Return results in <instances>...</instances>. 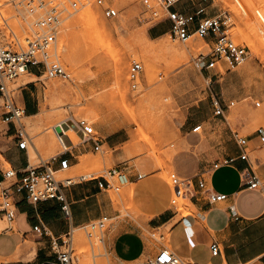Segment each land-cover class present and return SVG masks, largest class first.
Returning <instances> with one entry per match:
<instances>
[{
  "label": "rangeland",
  "instance_id": "rangeland-1",
  "mask_svg": "<svg viewBox=\"0 0 264 264\" xmlns=\"http://www.w3.org/2000/svg\"><path fill=\"white\" fill-rule=\"evenodd\" d=\"M61 1L66 11L62 13L50 60L58 61L69 77L49 78L41 70L38 77L22 74L12 84L13 88L28 87L35 100L37 115H26L16 122L29 137L32 165H39L40 157L49 161L66 151L58 141L55 146L46 137L50 125L86 120L94 125L96 136L105 145L97 153L84 149L77 137L78 141H72L75 147L70 149L76 150L71 168L57 178H70L73 183L99 176L108 178L109 171L119 167L133 174L155 176L169 185L171 174L193 178L210 173L239 147L237 134L256 136L258 129H264V0H182L175 6L185 14L202 10L201 17L224 14L230 19L229 36L246 47L248 54L242 64L231 70L218 64L219 73L197 66L199 58L211 53V40L198 34L185 41L171 37L170 24L163 22L165 15L156 0L152 1L159 19L151 22L145 20L150 14H145L144 0H104L105 7L118 11V16L111 19L105 17L104 6L98 0H72L78 2L76 8H72L71 0ZM19 2L0 0V43L14 51L27 48L36 38L40 33L37 22L45 15L43 10L30 13L26 3ZM91 9L99 19L88 17ZM167 24L164 34L154 33ZM164 42L180 49L185 46L187 57L164 56L158 48ZM144 46L155 54L148 73L143 59L134 57ZM121 59L128 60L125 87L114 77L116 63ZM134 63L143 67L135 82L130 76ZM20 98L23 100L22 94ZM215 101L224 108V115H215ZM259 102L261 106L256 105ZM197 126L202 128L195 132ZM2 131L0 127V137ZM52 134L57 136L54 129ZM251 158L255 169L257 160L264 164V148ZM85 159L92 162L91 166H82ZM0 160L4 168L10 167L1 155ZM130 191V185H125L108 193L114 209L121 213L120 219L131 216L138 220L140 212ZM172 208L179 212L175 221L163 230L146 234L155 245L168 249L171 227L184 215L195 212L183 198ZM11 225L14 224L6 220L0 223V233ZM71 235L78 264H115L92 223L74 229ZM34 254L35 250L29 251L30 257ZM5 262L0 260V264Z\"/></svg>",
  "mask_w": 264,
  "mask_h": 264
},
{
  "label": "crops",
  "instance_id": "crops-1",
  "mask_svg": "<svg viewBox=\"0 0 264 264\" xmlns=\"http://www.w3.org/2000/svg\"><path fill=\"white\" fill-rule=\"evenodd\" d=\"M167 28L169 24L154 30V33L164 34ZM30 73L38 77L41 69L33 67ZM21 93L26 115L36 116L33 93L28 87L22 88ZM0 127L3 128L0 155L21 177L32 165L29 152L18 147L15 139L17 126L0 120ZM83 146L84 149H93L91 145ZM66 147L69 150L64 156L72 161L76 150L70 149L75 146L70 144L68 147L66 144ZM249 148L248 160L241 159V149L238 147L232 156L206 175L208 186L227 195L226 201L211 205L198 190L185 196L184 199L195 212L184 215L171 227L169 250L195 264H264V194L247 185L253 173L264 180V164L257 160L258 168L255 169L251 158L264 147L259 144L257 136H251ZM2 167L0 160L1 192L11 186ZM55 169L59 171L58 163H55ZM122 169L126 170L129 178L124 186L130 185V195H133L140 212L138 220L131 216L120 219L121 213L114 209L108 193L111 188L99 187V181L104 176L81 180L62 189L70 203L69 218L65 216L60 201L33 204L25 191L17 192L11 186L17 218L14 225L0 233V260L7 261L3 264H57L52 239L72 234L74 229L102 216L113 219L105 233L104 244L115 264H145L155 258L167 247L155 245L146 234L167 228L179 216V212L172 208V188L155 176H143L140 179V173L133 174L128 168ZM4 221L0 218L1 224ZM36 226L42 229L41 233L35 231ZM213 243H217L220 249L217 256H213L210 248ZM30 250H35L32 257L29 255Z\"/></svg>",
  "mask_w": 264,
  "mask_h": 264
},
{
  "label": "built area",
  "instance_id": "built-area-1",
  "mask_svg": "<svg viewBox=\"0 0 264 264\" xmlns=\"http://www.w3.org/2000/svg\"><path fill=\"white\" fill-rule=\"evenodd\" d=\"M182 0H156V3L164 12L163 22L170 24L169 33L171 37L178 40H187L192 34H198L205 40H211L213 43L211 53L208 56L199 58L197 66L201 70L214 69L217 70V65L221 68L231 70L242 64L247 58L248 50L246 47L236 44L228 34L230 19L227 15L221 14L215 17H201L203 11L196 14H185L175 9V6ZM26 3V8L30 13H35L39 10L45 11V15L37 22L40 33L36 38L29 42L27 48H20L18 51L5 48L0 43V120L6 123L20 122L21 118L26 116V109L23 101L20 98L21 89L13 88L12 84L25 72L31 71V68L37 67L43 70L49 78H68L69 75L65 68L58 61H51L50 51L57 43V29L61 24L62 13L66 11L64 3L61 0H20L18 4ZM98 4L104 6L103 13L106 18H115L118 16V11L111 6H106L104 0H98ZM72 8H76L78 2H72ZM146 8L145 14H150L145 20L148 22L159 19L158 12L154 11L153 1L144 0ZM160 22L159 24L163 23ZM1 35V34H0ZM142 65L134 63L131 68V79L135 82L140 72H142ZM221 73V72H220ZM136 87V84L134 85ZM20 92V93H19ZM216 107V116L224 115V108L219 105L217 101L214 102ZM261 106V103H257ZM63 129H72L80 138L81 145H91L95 152H101L104 147L103 140L96 136V129L94 125L86 120L66 121L62 124ZM202 126H197L194 131H198ZM62 140L65 143L66 138L71 145L73 142L63 132ZM259 144L264 147V129L260 128L256 132ZM18 147L21 150L28 151L29 137L23 127L16 129V138ZM250 139L251 136L240 137L236 135V140L241 149V159L248 160L250 157ZM66 144V143H65ZM66 151L52 157L49 161L42 160L39 165H30L21 177L18 176L16 170L12 167L1 170L5 178L11 182V186L15 187L17 192H26L28 200L33 204L46 202L49 200H58L62 203V210L67 218L71 216L70 203L66 200L62 189L73 184L72 179H59L57 175L66 172L71 168V160L65 157ZM55 163L59 165V171L55 169ZM220 163L216 164L213 169L217 168ZM207 174H201L193 178H182L177 174L170 175V186L172 188L171 203L173 206L181 198L191 191H201L203 197L209 204H217L226 201L228 196L218 193L208 186ZM143 175L139 174L138 178ZM106 180V182L103 180ZM99 181L100 188H111L119 191L124 184L129 181L125 169L115 168L108 173V178L103 177ZM250 189L258 190L264 194V180L259 178L255 173L248 181ZM11 186L1 192L0 201V218L6 220L9 224H14L17 218V206L14 202L13 192ZM264 216V214H263ZM113 223V219L109 216H102L101 218L92 222L94 229L100 232V242L104 244V236L106 231ZM35 231L42 232L39 226L35 227ZM44 233H47L44 230ZM90 237L93 235L90 233ZM64 237L66 239H64ZM59 239H52V250L57 255V264H78L73 248L71 234H67ZM213 256H217L220 252L217 243L211 245ZM145 264H195L189 260H185L178 256L168 248L163 249L155 258L148 260Z\"/></svg>",
  "mask_w": 264,
  "mask_h": 264
},
{
  "label": "bare ground",
  "instance_id": "bare-ground-1",
  "mask_svg": "<svg viewBox=\"0 0 264 264\" xmlns=\"http://www.w3.org/2000/svg\"><path fill=\"white\" fill-rule=\"evenodd\" d=\"M88 17H90L92 20H96V19H99L98 18V14L96 13V11H94L93 9H91V10H89L88 11ZM16 18V17H15ZM67 18V17H66ZM90 39V38H89ZM94 37H92V40L94 41ZM26 40V39H25ZM87 40H88V38H87ZM91 40V41H92ZM188 40V39H187ZM102 41V40H101ZM160 41V40H159ZM158 41V42H159ZM161 42H162V40H161ZM89 43V42H88ZM169 43H171V42H169ZM172 44V43H171ZM171 44H168V43H162V44H160L161 46L160 47H158L159 48V50H160V52H162L163 54H164V56H171V57H185L186 55H187V50H186V48H185V46H184V48H182L181 47V49H180V47H176V45L175 46H173V45H171ZM179 46V45H178ZM191 46V45H190ZM250 46L254 49V51H256V48H255V46L254 45H252V44H250ZM155 47H157V46H155ZM189 47V46H188ZM141 48V47H140ZM200 49V48H199ZM158 50V51H159ZM140 54H134V57H136V58H139V57H141L142 59H143V61H144V63H145V69H146V73H148L149 72V70H150V67H151V65H152V63H153V58L155 57V54H154V50L152 49V48H150V47H143L141 50H140ZM137 53H138V51H137ZM160 56H162V55H160ZM189 56H190V54H189ZM168 57V58H169ZM187 57V56H186ZM142 61V62H143ZM127 68H128V60H126V59H121V60H119L117 63H116V66H115V71H114V77H115V80H116V82L119 84V85H121V86H126V84H127V81H128V77H127V75H126V71H127ZM24 74H27V75H30V76H34L33 74H31V73H29V72H25ZM23 74V75H24ZM150 74V73H149ZM150 76V75H149ZM34 77H37V76H34ZM56 84V83H55ZM57 85V84H56ZM54 86V85H53ZM66 86H67V84H66ZM57 87V86H56ZM54 88L53 89V92H55L56 91V89L58 88ZM60 89V88H59ZM69 90V89H68ZM63 91V90H62ZM51 92V91H50ZM60 92V91H59ZM48 104H50V103H48ZM33 118V117H32ZM66 121H68V120H65L64 122H66ZM64 122H62L60 125H58L57 127L53 124V125H50L48 128H47V130H48V132H47V135H46V137L52 142V144H55V146H58V143H59V145L62 147V146H64V148H66V144L63 142V140H62V138H61V134H62V129H63V126H62V124L64 123ZM52 129H54V131H55V133H56V135L57 136H55L54 137V135L52 134ZM63 132H65L66 133V135H68L69 136V138L71 139V141H73L74 143L76 142V141H78L77 140V137H78V135L72 130V129H70V130H65V129H63ZM56 141H58V143L56 142ZM150 144V143H149ZM74 145V144H73ZM152 149V148H151ZM139 156V155H138ZM91 164H92V162H91ZM91 164H90V162L88 161V160H83V162H82V166L84 167V168H86V167H89V166H91ZM94 165V164H93ZM92 165V166H93ZM68 171V170H67ZM186 200V199H185ZM188 202V201H187Z\"/></svg>",
  "mask_w": 264,
  "mask_h": 264
}]
</instances>
